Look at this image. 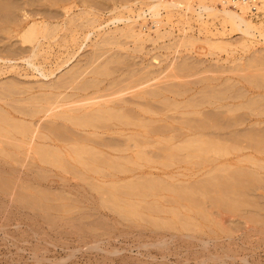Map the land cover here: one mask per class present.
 <instances>
[{
    "label": "rangeland",
    "instance_id": "374dc122",
    "mask_svg": "<svg viewBox=\"0 0 264 264\" xmlns=\"http://www.w3.org/2000/svg\"><path fill=\"white\" fill-rule=\"evenodd\" d=\"M82 1L83 0H58V1L55 0L54 2H52L54 5L51 6L52 7L51 10H53L54 13L58 11L59 14H63L66 11H69V16L75 19L77 18L76 21L79 24L86 22L87 15L96 16L97 14L100 17V19H102L101 23L103 21V26L100 27V29L97 32H94V34L90 36V40L86 41L87 43L86 42L83 43L82 48L80 49V51H78V54L66 66H64L58 72L56 71L51 76H48V77L41 76L38 72H36L34 69L29 67L25 63L17 61L16 63L18 64L16 66H18V68L20 67L21 70H17V71L14 70L11 72H7L6 74L0 75V91H1L0 95H2L3 94L2 92L5 91L6 87L4 88L3 86L7 85V83H10V82H11L10 85L18 86L19 88L20 87L21 88L26 87L28 89L32 88V92L36 91L43 84L44 85L45 84L52 85L54 83L57 84L63 76L65 77L68 76V73L72 70V68L74 69L75 66L77 67V68L75 67L76 68L75 70H78V68L80 69L83 66H84L83 70L86 69L89 61L90 62L92 61L89 59H92L95 53H98V54L105 53L104 51L97 50L98 48L96 47V45L100 43L98 36L101 33L102 38H104V36H107L106 33H108V35H111L115 33L116 28L118 27L123 28L125 26V23L123 21L119 23H113L111 21L109 22L110 17H113V16L115 17L120 11L123 10V8L120 7V4H123V1L118 0L119 2H116L120 9L118 8L115 10H114L115 2H113V0H84L83 2ZM96 1L98 2V4ZM148 1H155V0H141V1L139 0V3L148 2ZM63 2L65 3V5ZM15 3L17 4V3H22V2L15 1ZM99 3H101L100 6H99ZM236 3H237V0H179L176 8H172L170 10L162 9L161 11L163 18H165L164 24L166 25V26L165 25L163 26L164 28H161V31L163 33H171V34L174 33L172 34V36H170L171 34L166 35L164 39L157 38L158 36L154 32L157 27L152 22L149 16L148 25L150 28H152L150 36H153L150 39L153 38L152 41H155V40L156 41L158 40V41L157 42L155 41L156 42L155 44H152V42L147 43L145 45V49L146 47L147 49L140 52L141 53L140 54L139 52L134 53L137 45L134 44L131 40H127L126 42L125 38L121 39L122 42L125 41L127 49L123 50L122 48L121 51L119 49H115L114 51L119 52V53L121 52L122 55H125L124 56L125 60L127 61L130 60V61L124 62L125 64L120 65L119 67L126 68L128 66L126 68L128 69L130 66L128 65V63L129 64L131 63L132 65L130 66L131 69H133L132 67H137V66H138L137 67L138 69L139 68L142 69L145 66H150L152 63L154 64V68H155L156 65H159V62L152 59V56H154L155 54V56L163 55L164 57L162 56L161 60L163 59L164 61H162V64L159 67H156L157 69L153 68L152 70L154 71L161 69L162 66L163 68L167 67V69H169L170 68L169 66L171 65V63H175V62L182 63V60L184 59L188 60L186 61L188 63L193 62L192 64H195L194 66H196L197 68H200L199 70L201 71H203V69L206 70L207 68L209 69L218 68V66L219 68H221L220 65H222V67L224 66V69L226 67L231 68L229 67V66H232L231 62L223 61V59H225L228 55L227 53L225 54V52L223 53V51L216 50L215 51L216 55L209 54L211 56H208V55L204 56L200 54L201 56L198 57L197 55L199 53H197L195 49L193 50L191 47L189 48L187 44H185L187 48L183 47L184 45L183 43L185 42L183 39H185L186 37H190V36L200 37L199 29L202 27L199 25L198 22L197 24L195 22L193 23V26H195L196 30L194 29L192 32L184 31V27H181L183 25L178 23V19H177L178 16L176 17V19L174 18L170 20L172 22L171 23L168 21L167 15L171 11H173V14L175 15L178 14L177 12L185 13L184 8H183L184 5L192 6L197 10V14L196 13L189 14L188 12L189 16H192V14L196 16H198V14H203L204 16L203 19L205 18L203 21L208 22V25L210 24L209 25L210 27L207 26L209 27L208 29L211 31H214L216 29L223 28L222 24L224 23L222 19L219 17H216V18L210 17V16L208 17V15L204 14V13H207V11H205L204 9L198 8V7L199 6H203V7L209 6V7L216 9L219 12H222L224 9H227L230 11H237L240 13L241 9L239 6H236ZM140 5L141 3L138 5V7H141ZM43 6H44L43 4L40 5L36 3L34 8L41 7V9L43 8V10L49 9L48 7H43ZM68 6L72 7V9L71 8L69 9ZM180 10H183V11H180ZM82 17L83 18L85 17V18L83 19ZM245 17L249 19L257 27L264 28V0H250V6L246 11ZM127 23L128 22H126V24ZM226 26L228 29H231L229 24H227ZM1 27H0V31L2 33H0V38H1L0 39V50L11 44L20 45L18 43L20 39L14 38L13 40L9 41L6 31H4L5 30L4 27L3 26ZM4 34H6V36H4ZM204 34L205 33L201 34V37H202V38L200 37L201 39L205 38L206 35ZM255 34L257 36L260 35L257 32H255ZM118 36H121V35H118ZM242 36H243L242 34L234 33V34L229 35L227 38L225 37L226 41H229L228 43L235 45L231 49L235 51L234 55H236V57L237 56L240 57L241 54H243L244 56L246 55L245 57H249L254 52L256 53V51L261 52L262 50H264V46L260 45L256 47L254 46V48L250 49L249 52L244 53L243 52L244 49H241L242 46H243L242 48H244V45H242V43L240 42L242 45L240 46V43H239V41L241 40L240 37ZM232 38L234 39V41ZM96 41H99V42L97 43ZM164 43L167 44L166 46L169 45L170 47H167L164 49L163 48L165 45ZM170 43L171 44L173 43V44L171 45ZM176 43H178L177 46H176ZM180 44H183V45L179 48ZM131 47H132V50L130 49ZM133 48H134V51H133ZM203 50L204 48L202 47L201 51ZM178 51L180 53H178ZM92 54L93 56H91ZM126 54L128 57L126 56ZM88 56L91 58L88 59ZM261 58L262 57H260V59ZM218 59H220V61H218ZM103 60H105L104 57L98 60V62H96L93 65V67L90 68L88 71L90 72V70H93V68L96 67V65L102 62ZM149 60H152V61H149ZM261 60L262 62H264L263 59ZM61 62L62 60L58 59L55 61L53 60V62L51 63H53L54 64L53 67H55V64H59ZM133 62H136V64L134 63V66H133ZM199 63L201 64V66H199L200 65ZM206 64L208 67L206 66ZM215 64L217 65L216 67H215ZM237 64L236 63L233 64V67H235ZM252 64H254V62ZM51 66L46 67L47 68L45 69L46 73L48 74L53 73V71H51L53 67ZM111 66L115 68L117 65L111 64L109 65V68H111ZM0 67L8 68V65L4 63L2 64L0 62ZM125 72L126 73L124 74H127V75L122 74V76L120 75L118 76L117 74V76L115 78H111L110 81H108L106 85H110V83H112L114 80L117 82L121 80L122 82V79H125V78L127 79L129 75L128 73L129 71L126 70ZM167 72L169 71H166L165 74H167ZM253 72L256 74H260V76H261V73H263V72L260 73V72H255V71H248V73L246 72L245 74L247 76L248 74L249 76H251V74L252 76L256 75V74H253ZM239 73L241 72H237L238 75L242 74V73L241 74ZM237 74L232 73L230 74V76L231 78L232 77L235 78ZM204 75L205 77L208 75L207 77L210 78L211 75L215 76L216 74H211V75L204 74ZM204 75L202 74V76L199 75L197 77L195 76L193 78L184 79L185 81L182 80L181 83H186L187 81L189 84L192 83L194 86H196L197 89H199V87L203 89L202 88L203 85H206L204 83L202 85V82H201V79L202 80L204 79L203 77ZM224 76L230 77L229 75L228 76L224 75ZM85 77L88 79L91 76L88 73L85 75ZM207 77L205 79H208ZM240 77L241 76H236L235 78L237 79L236 81H238ZM116 78L118 80H116ZM164 78L166 79V75L164 76ZM194 79L197 80V81L195 80L197 82L196 85L194 84L195 82L193 83ZM163 81L161 82V84L163 83L161 85L162 87H164L163 85L170 86V85H173L172 83H174V81H167V80H163ZM20 82L21 84H19ZM198 82L201 85L200 84L198 85ZM3 83H6V84L3 85ZM159 85L160 84H158V82L154 83L153 87H151V90L158 89ZM239 86L241 87L242 85L240 84L238 85V87ZM193 89H195V87H193ZM197 89L194 90V92L199 91V90L202 92L201 89L199 90ZM222 89L224 88L222 87ZM70 90L68 92L72 93V91ZM194 92H192L194 99L196 98L198 102L202 101V97L204 96H197L198 93L196 92L197 94H194ZM254 92L255 93L252 92L253 94H250V95L257 96L258 92L257 91H254ZM261 92L262 90L259 93ZM192 94H189V96L190 95L192 96ZM199 94L203 95L201 93ZM172 96L173 95H171V97ZM18 98L19 97H16L15 99H18ZM21 98L22 97H20V99ZM126 98L127 99L129 98L128 100H130L133 97L128 95L126 96ZM249 98H251V96ZM178 100H181V98H178ZM182 101L183 100H181V102ZM263 101L264 100H260L259 108L261 107V103H264ZM144 102H143L144 107L154 109L155 111L161 112L164 114L165 121L159 122V124L153 123L154 125L151 124V126L153 125L152 128H154L155 131L157 130V132L162 133V137H161L163 139L162 141H164V143L167 141V143H165V146H163V144L161 145L154 144L152 147H148L145 149L147 153L146 158H148L151 166L146 167L144 169L141 168L142 173L140 172V170H138V168H136L135 171H131L128 174L120 175L121 179L118 180V183L120 184L123 180L124 181L121 183V185L119 184L116 185V186L119 185L118 190L119 188L121 190V192L119 193H121L122 195L124 194L125 191L122 190L124 189L123 186H125L126 185L125 183H128L129 180L130 182L131 180L132 181L135 180L134 182H138V184L144 183L145 185L146 183L149 184L148 181L150 180L154 182L160 181V182H165L166 185L170 189L171 188L173 190L174 189L175 190L186 189V190H190L196 193L198 192V190H200L201 186L204 185V183L208 184L209 181L213 179L222 180L223 182L228 181L233 184L232 185L233 192L229 193L228 198L229 199L231 198L230 201L239 200L240 203L238 201L239 203L237 206L238 208L231 209L226 204L221 205L219 203H216L218 201L216 198H219L218 193L216 194L214 193L215 195L211 193L212 194L211 196L202 198L201 204H200L201 207H198L200 205L196 206L195 203L192 204L190 202L179 200L178 196L172 195V193L170 195L169 191H168L169 194L167 191H165L167 193H165L164 191H161L159 193V196H156L154 198L150 197L147 200H143L141 202L137 196H131L128 199L123 198L120 202V205L122 207L126 208L132 204H137L136 206L137 210L139 211L140 214H142V216H140L139 218L128 216V215L125 216L124 214L123 216L122 214H119L118 212L113 210L107 204L110 195H108L109 197L107 196L108 192L106 193V190L108 188L104 186V184H106L107 182H108L107 184H109V180H108V178L110 179L109 175L113 174L112 171L115 172L116 170H113L106 166L108 169L106 168L105 170L106 172L103 173L104 176L102 174V175H98L99 176L98 177L94 173L90 172L89 171L90 169H87V167L78 166L76 162H74L71 156L63 155L62 152H61L62 160L69 162L67 163V165L65 162L64 168L63 167L58 168V166L55 167V165H51V164H48V166H46L47 163L46 164L44 163L45 161L42 159L41 157L42 155L38 151L43 148L44 149L49 148L48 146H50L51 149L53 148L56 149L55 148L56 146L52 148V146L54 145L51 144L50 140L47 139L48 140L47 141L43 137L45 136V133L47 132V130L45 129H49V130L52 128L56 129L55 127H52V126L57 125V124H59L60 126L57 125L56 127L59 126L60 129L63 131L62 132L61 130H59L57 131V133L67 135V136L64 135L63 137L64 138L66 137L65 139H67L68 137L70 142H67L65 144H67L66 146L70 150L75 147L76 148L83 147L80 145H84V144H86L87 147H89V149L92 150L93 140L95 139V137H93L94 139H92V136L90 137L89 134L86 133L85 138L90 140V143H89L84 138L85 132L84 133L81 132V134L83 135L82 136L80 135V131L78 132L77 130H75L76 133H74L72 132L74 131V129L67 128L69 125L68 126H66L65 124L63 125V123H61L60 121L58 123L53 124L51 123L52 121L50 119H47V120L44 119L38 122L35 126L33 125L36 131L34 135V139L30 141L24 140L26 144L25 143L20 144L22 143L21 141H23L22 136H18L17 137L18 139L13 140L17 148L15 147L14 143H13L14 145H12V141L10 143V140L1 141L2 146L0 145V148L2 149L0 150V264H264V236H263L264 235V138H262L264 137V124H263L264 123V114H263L264 112L261 113V115L262 114L263 115L262 116L260 115L261 116L260 118L259 113L261 111L259 112V110L261 109L259 110L257 109L258 111L253 110L254 114L257 115V113L258 112L259 113L257 116L253 115L252 117L250 114H253V112L250 113L249 110H245V111L242 110L240 112H237L234 115L226 114V112L219 113L220 115H218V111L221 112V111H226V110L218 109V111L216 110L213 112L212 108H206L204 109L205 113L203 112V114L201 115L202 117L193 116L194 118H192L191 116L190 117L183 116L182 114H181L182 117H180V115L178 114L179 112L176 113V111L174 112L167 111L165 108V105H164V108H165L164 109L162 108L163 104L162 103L159 104L160 102H157L158 105H156L155 101L153 105L152 100L151 101L145 100ZM2 103L3 102H0V105H1L0 108L3 110L9 109L10 104L14 105L13 103H10V102L3 103V104ZM20 104L15 103V105H18L19 107L23 105L25 106V104L23 103H22L23 105H20ZM15 105L14 107H16ZM160 105H162V107H160ZM159 107H160V110L158 109ZM262 107L264 108L263 104H262ZM161 108L164 109V111ZM263 108H262V111H263ZM207 112H209L208 114L212 115V116L211 115H208V116H211L214 118L217 116H220V119H218L219 118L218 117L217 120L213 121L214 123L215 122H218V123L214 124L213 122H211L209 120V118L211 117L206 116ZM178 116L183 119L182 120L180 119V121L177 120L178 122L174 121L173 119H175V117L178 118ZM239 116L242 118H240ZM250 116L251 118H248ZM185 117L190 118V120L192 118V121L193 119H195L196 121L198 119L199 122L203 120L205 121L207 119L206 121L211 122V125L213 124L214 126L219 125L218 128L220 127L221 128L220 130H218L217 128L215 130L212 129L211 131L213 132L210 131L211 133H213L214 136L213 135L212 136L214 139L212 138V136H210V134L208 136H205L206 138L204 139L210 140L212 138L211 140L214 141V143H217L219 145L225 142L222 145H225V146L229 145V146L234 147L235 149L231 147L232 152H230V155H227L225 157L223 156V158L222 157L217 158L218 160L214 157H211V159L208 158L207 163L203 167H199V165H197L194 168L189 166L187 161L190 162V160L186 159L185 154L180 155V157L178 155L177 158H175L176 156L173 157L172 160L175 159V162L176 163L178 162L177 163L178 165H175V166L173 165L172 167H169V168L162 167L161 163H166L169 160H171L169 159V157H167L169 160H166V156L169 155L167 154V152L169 151L168 150L169 147L176 143L175 139L173 141L169 140L170 136H172L174 133L181 135L183 134L181 131L186 132L188 128H186L183 125V123L187 124V127L191 124H192L191 126L193 125L195 126V124L196 125L198 124L197 123L198 121L196 123L194 122L195 120L193 122L191 121L192 123L189 124L190 121L187 122L188 119H185ZM259 118H260V121H262L261 123L258 122ZM244 119H247V121ZM181 121H182V124H181L182 126L179 125V122ZM238 122H240L239 125L237 124ZM225 123L227 124V127L229 126V128L226 127ZM49 124L51 125L52 128L50 127ZM248 126L252 128H249ZM159 129L161 131H159ZM174 129L175 130L178 129V130L175 131ZM251 131L253 132L251 133ZM77 132L79 133V137H78ZM257 132H260V133L258 134ZM40 133L42 134L39 135ZM73 133L77 134V136L75 135V137H78V139L73 137L74 135ZM236 133L238 135H240L241 133V135L244 138L243 137L241 138V136L239 137ZM61 134L60 136H62ZM259 135L261 136L262 139H260ZM35 136L36 137L39 136V137L36 138ZM80 136H82L85 140V141L83 140V144L81 142L79 143V146L78 145L73 146L75 144L73 143V139L74 140L76 139L75 142L76 141L78 142L79 140L82 139ZM216 136H218L217 137L218 139L216 138ZM254 136L258 140H255L256 138ZM111 137L110 136L99 137L100 140L99 138H96V141H98V144H96L97 142L94 140L95 145L93 149L98 148L97 149L98 151L96 150L94 151H96L97 153H99L100 150L101 152L104 151L100 155L102 159L103 157L104 159L107 158L106 155H108V152L110 150V148H107L105 150L107 143L108 144L114 143L117 146H120L123 144V149L126 148L127 146V151L130 145H135L134 141L132 142L130 141L131 143H128L129 141H127L126 139L125 141L124 139L120 140L118 136H113L112 138L115 139V137H117L118 139H115V140L117 141L120 140L122 144L115 140L113 142V141H110V139L112 140ZM225 137H227L228 139H226ZM247 137L250 139H248ZM39 138H40V141H39ZM41 138L44 139V142H43V139L41 140ZM104 138H105L106 146H104L103 148V146H100V144L101 143L103 144ZM19 139H21V141ZM102 139H103V142H102ZM246 139L248 140L249 143L246 142L247 141ZM220 140L221 142L219 143ZM259 140L261 141L259 144H261L262 146H260L258 143H255V141L259 142ZM100 141L101 143H99ZM232 141H235V142H232ZM28 142L30 144H27ZM45 144H46V147H44ZM18 145L21 146V149L19 147L20 151L18 149ZM69 145H72V146L70 147ZM86 145H84L85 148H87ZM249 145L251 147H254L253 149H256V150H253L252 148H250ZM257 145L259 146L258 148L256 147ZM248 146L250 149L248 148ZM161 147H163V149L165 147V149L163 150ZM56 150L61 151L59 148ZM5 152L7 153V155L5 154L4 156ZM65 152H68V151L65 150ZM124 153H116V154L109 153V154H112V157L111 155H108L107 160L109 161L111 158H114V156H116L114 159L110 160V162H113V160L115 161V159L117 158L119 159L118 161H121V156L127 157L131 152H126L125 154ZM99 154H97L98 158H99ZM86 156L87 158H89L88 155ZM163 156L165 157L163 158ZM181 156H184L185 160H183L184 158ZM178 157L179 159L183 158L181 159L182 163H180L181 162L180 160L176 161ZM213 158L216 160V162H214L215 160H212ZM123 161L124 160H122V162ZM152 161H154V165ZM155 163L157 166L155 165ZM158 163H159V166H158ZM69 164L72 165L75 169H73L72 171L70 168L68 169L69 171L67 173L65 168L67 167L69 168L70 166ZM107 170H108V173L110 174L107 173ZM239 170H241V173ZM244 171L246 173L252 172L253 174L250 175L249 173L248 175ZM256 171L259 173H257ZM243 172L246 175H244ZM101 176H102V180L99 179L101 178ZM102 183L104 184L102 185ZM94 184H96L95 187H94ZM138 184L135 183V185H138ZM120 186L122 187V189ZM96 187L98 189H96ZM205 187L207 188V185ZM103 188L104 189L106 188V190H104ZM209 189L210 188H208V190ZM238 189L241 191V193ZM136 191H139V190H136ZM210 191L212 190L210 189L209 192ZM103 192L104 194H106V198L108 199L104 198L105 195L103 194ZM214 197L217 201L214 199ZM208 199H210L211 201ZM153 205L157 207L159 206L158 208L161 207V209L158 210V212L163 210L165 213L162 211V213L160 212L157 215L152 214L155 212H149V211H152V210H149V208L151 206L153 207ZM166 209L168 213L166 212ZM172 212L175 214V216L172 215L173 214ZM201 212H203L202 214L203 216L201 215ZM181 214L183 215L180 216ZM177 216L178 218H176ZM204 216H206L207 218V219L205 218L206 222H204L205 221L203 219ZM183 218H186L187 221L192 222V223L189 224L188 222V224L186 225L187 221L182 220ZM184 221H186V223ZM71 222H73L74 224L76 223L77 225L75 224V226H79V227L73 228L74 224ZM160 222H162L163 225ZM191 226L192 228H190Z\"/></svg>",
    "mask_w": 264,
    "mask_h": 264
},
{
    "label": "bare ground",
    "instance_id": "6f19581e",
    "mask_svg": "<svg viewBox=\"0 0 264 264\" xmlns=\"http://www.w3.org/2000/svg\"><path fill=\"white\" fill-rule=\"evenodd\" d=\"M15 1H17V2L19 1L22 3L16 4ZM54 1L55 0H53V1L52 0H0V25L2 24L1 26L4 27L5 30L4 29L3 30L6 31V34H7L9 41L13 40L14 38L20 39L18 41V43L20 45L11 44V45H8L7 47L0 50V62L2 64L4 63V64L8 65V68L0 67V75L6 74L7 72H11L14 70L15 71L21 70L20 67L18 68V66H16L18 64L16 62L19 61V62L25 63L26 65H28L29 67L34 69L41 76H45V77L51 76L56 71L58 72L64 66H66L78 54V51H80V49L82 48L83 43L90 40V36L92 34H94V32H97L100 29V27L103 26V21L101 23L102 19H100V17L96 13H95L96 16L95 15L94 16L93 15H87V17L85 16L86 22H83L80 24L76 21L77 18L75 19V18H72L69 16V11H66L63 14H59L58 11L54 13L53 10H51L52 9L51 6L54 5L52 2H54ZM56 1H58V0H56ZM119 1L113 0V2H115L114 10L119 8L118 4L116 3ZM122 1H123V4H120V7H122L123 10L120 11L115 17L114 16L110 17L109 22L111 21L113 23H119V22L123 21L125 23V26L123 28H119V27L116 28L115 33H113L111 35H108V33H106L107 36H104V38H102L101 33L99 34L98 37H99L100 43L97 44L99 46L96 45V47L98 48L97 49L98 51H104L105 53H101V54L95 53L94 56H93V54H94L93 53L91 55V56H93L92 59H89L91 57L88 56V59L92 60L93 62L91 61L92 62L91 63L89 61L86 69L83 70V67H84L83 66L80 69L78 68V70H75L77 68L75 66L76 68L75 67H74V69L72 68V70L68 73V76H66V77L63 76L57 84L56 83H54L52 85L51 84H45V85L43 84L36 91H33V92H32V88L31 89L30 88L28 89L26 87H24V88L20 87L19 88L18 86L10 85L11 82L7 83V85L3 86L4 88L5 87L6 88H5V91L2 92L3 94L0 95V102H3V103L10 102V103H13L14 105H15V103H17V104L21 103L20 105L25 104V106L23 105V106L19 107L18 105H15L16 107H14V105L9 103L10 104V107L8 105L9 109L3 110L0 108V145L2 143L1 142L2 140H4V141L10 140V143L12 141V145H14L15 143L13 140L18 139L17 138L18 136H22V139H23V141H21V139H19L22 142L20 144L25 143L24 140H29V141L33 140L34 135L36 133L34 126L38 122H40L44 119H46V120L50 119L52 121L51 123H53V124L58 123L60 121L61 123H63V125L64 124L66 126L69 125L67 128L74 129V131H72V132L76 133L75 130H77L78 132L80 131V135H82L81 132L82 133L85 132L84 138L86 136V133H88L90 137L92 136V139H94L93 137H95V139H94L95 141H96V138H99V137L118 136V138H120V140L124 139V141H125V139H126L127 141H129L128 143H131L132 141H134L135 145H130V147H128V151H127V146H126V148H124L126 150H124L123 144L120 142V140L119 141L115 140V139H118L117 137H115V139H113L111 137L112 140L110 139V141L114 142V140H115L117 142H120L122 144L120 146H117L114 143L113 144L107 143V146H108L107 147L106 143H105V138H104V142L102 139V142L104 145L101 143V141L99 143H101L100 146H103V148H104V146H106L105 150L107 148H110L108 155H111V157H112V154L131 152L127 157L126 156L123 157L120 154L121 161H118L119 159L117 158V159H115V161L113 160V162H110V160L114 159L116 156L113 155L114 158H111L108 161L107 160L108 155H106V154L105 155L107 156V158L104 159V157H103V159H102L100 157V155L104 151L101 152V150H100L99 151L100 154H99L96 152V151H98L97 150L98 148L93 149V147L95 145L94 140H93L92 150H90L86 144H84V145H86L87 148H85L84 145H80L83 147H78V148L75 147V148H72L71 150L68 149L66 146L67 144H65L67 142H70L68 137H67V139H68L67 140V139H65L66 137L65 138L63 137L65 134L63 135L61 133H57V131L61 130L59 127L60 126L59 124H57V125H59L58 127H56L57 125L52 126V127H55L56 129L52 128L51 125L49 124L52 129H50V130L45 129V130H47V132L45 133V136L43 138H45L46 140L47 139L50 140L51 144L54 145V146H52V148L56 146L55 148L56 149L59 148L61 151L56 150L54 148L51 149L50 146H48L49 148H46V149L43 148L40 150H38V149H36V150H38L39 153L42 155L41 157L45 161L44 163L45 164L47 163L46 166H48V164H51V165H55V167L58 166V168L59 167L64 168L66 161H63L61 158L62 153H63V155L71 156L72 159L74 160V162H76V164L78 166L87 167V169H90L89 171L94 173L96 176L102 175L104 172H106L105 170L107 167H109L113 170H116L115 171L116 173L114 171H112L113 174L109 175V177H110V179L108 178L109 184H107L108 182L106 184L102 183V185L104 184V186H106L108 188L107 189L108 191L106 190V188L105 189L103 188L104 190H106V193L108 192L107 196L110 195V197L108 196L109 199L106 198V194H104V192H105L104 191L103 194L105 195V197H104V195H103V197L108 199V202L106 200L105 201L113 210H115L119 214H122V215L124 214L125 216L128 215V216L139 218L140 216H142V214H140L139 211L137 210V207H136L137 204H132L126 208L122 207L120 205V202L123 198L128 199L131 196H137L141 202L143 200H147L150 197L154 198L156 196H159V193L161 191H164V192L169 191L170 195L172 193V195L178 196L179 200L190 202L192 204L195 203L196 206L201 204L202 198L211 196L214 193L215 194L218 193L219 198H216L218 201L215 199V197L217 195L214 197V199L217 201L216 203H219L221 205L226 204L231 209L232 208L237 209L238 208L237 206L240 203V201L238 200L239 201V203H238V201L234 200V201H236V202H234L232 200L233 201L232 202V201H230L231 198L230 199L228 198L229 193L233 192L232 191V189H233L232 185L233 184L231 182H228V181L223 182L222 180H214L213 179V180L209 181V183L207 182L208 184L204 183L205 186L207 185V188L204 185H202L200 190H198L197 193L192 192L190 190H186V189H180L181 191L174 189L176 192L179 191L176 193L172 188L170 189L166 185L165 182H160V181L154 182V181L150 180L151 182L148 181L149 184L146 183V185H145L144 183L138 184V182H134L135 180H133V181L131 180V182H132L131 183L129 180L128 183H125L126 185L123 183L125 185V186H123L124 189H122V187L120 186L121 189L125 191L124 194L122 195L121 193H119V192H121V190H120V188L118 190V187H119V185H121V183L124 180L123 181L121 180L122 182L120 184L118 183V180L121 179V177H120L121 174H128L131 171H135L136 168H138V170H140V172H141V170H142L141 168L144 169L146 167L151 166L148 158H146L147 153H146L145 149L148 147H152L154 144H160V145L163 144V146H165V143H167V141L165 143H164V141H162L163 140L161 138L162 133L157 132V130L155 131V129L152 128L155 123L159 124V122L165 121L164 114L161 112H157L154 109L144 107V103H145L144 101L145 100H147V101L152 100L153 105H154V101L156 102V105H158L157 102H160L159 104H161V103L163 104V107H162V105H160V107L164 108V105H165V108L167 111H171V112L176 111V113L179 112L178 114L180 115V117H182L181 114L183 116H188V117L191 116L192 118H194L193 116L199 117L203 114V112L205 113L204 109H206V108H212L213 112L216 110L218 111V109L219 110L220 109L226 110V111H221V112L218 111V115H220L219 113H222V112H226V114H229V115H234L237 112H240L242 110H244V111L249 110L250 113H252L253 110H257V109L258 110L261 109V110H259V112L260 111L261 112L260 113L258 112L260 118L264 114L263 113L261 115V113L264 112V108L262 107V104L264 105V103H261V107L263 108V111H262L261 107L259 108L260 100H264V93H262V92H264L263 91L264 90V62H262V60H261V59H263V61H264V56H263L264 50H262L261 52L256 51V53L254 52L249 57H245L246 55L244 56L243 54H241L242 56L240 55V57H238V56L236 57V55H234L235 51L231 49L235 45L228 43L229 41H226V38L229 35L234 34V33H239V34L243 35L242 37H240L241 40L239 41V43L241 42L242 45H244V48H242L243 46L240 43V46H242L241 49H244L243 50L244 53L249 52L250 49L254 48V46L255 47L260 46V45L264 46V28L263 27H257L249 19H247L245 17L246 11L250 6V0H237L236 6L240 7V9H241L240 13L237 11H230L227 9H224L222 12H219L216 9L209 7V6L208 7L199 6L198 8H201V9H204L205 11H207V13H204V14L208 15V17L209 16L215 17V18L219 17L222 19V21L224 23V24H222L223 28L216 29L214 31H211L208 29L210 27L209 26L210 24L208 25V22L203 21L205 19V18L203 19V17H204L203 14H198V16L194 15L195 13L197 14V10L192 6H189L188 4H187L188 6L184 5V7H183L185 13L177 12L178 14L175 15V14H173V11H171L167 15V19L169 22H171L170 20H172L174 18L176 19V17L178 16V18H177L178 23L183 25L181 27H184V31H187V32L188 31L192 32L195 29V26H193V23L196 22V24H197V22H198L199 25L202 27V28L199 27L200 28L199 29L200 37H201V34H203V33H205L204 35H206L204 39H201L202 37L200 38V37H194V36L186 37L185 39H183L185 41L183 43L184 45L180 44L179 48L182 45L185 48H187V46L189 48L191 47L193 50L195 49V51L197 53H199L197 55L198 57L201 55H204V56L205 55L206 56L207 55L208 56L216 55V52H215L216 50L217 51L218 50L223 51V53L225 52V54L226 53L228 54L225 59H223V58H221V59H223V61H225V62H231L232 66H229L231 68L226 67L228 69H226V68L224 69V66L222 67V65L219 64L221 66V68H219V66H218V68H210V69L207 68L206 70L203 69V71L199 70L200 68H197L196 66H194L195 64H192L193 62L192 63L186 62V61H188L186 59L182 60V63L181 62L180 63H177V62L171 63V65L169 66L170 67L169 69H167V67L163 68V66H162L161 69H158L155 71L152 70L154 68V64H152V63L150 65V66L153 65L152 67L145 66L142 69H140V68L138 69L137 68L138 66L132 67L133 69H131L130 68V66H132L131 63L130 64L128 63V65H130L128 69H126L128 66L126 68L125 67L124 68L119 67L120 65L125 64L124 62L130 61V60H128V61L125 60V57H124L125 55H122L121 52L119 53V52L114 51L115 49H119L120 51L122 50V48H123V50L127 49L125 41L122 42L121 39L125 38L126 42H127V40H131L134 44L137 45V47L135 46L136 48L134 47L135 51L133 48L134 53L135 52L140 53L143 50H146L147 47L145 49V45L149 42H152V44H155L158 40L157 41L155 40L156 41L155 42V41H152L153 38L150 39L153 36H150L152 28H150L148 25L149 24L148 23V17L149 16H150L152 22L157 27L154 32L157 34L158 39H164V37H166V35H168V34L170 35L171 33H163L161 31V28H164L163 26L165 25L164 24L165 18H163L161 11H162V9L170 10L172 8H176L179 0H155V1H148V2H140L141 7H138V5L140 4L139 0H122ZM36 3H38L40 5L43 4L44 5L43 7H48L49 9L43 10V8L41 9V7H38L40 9L34 8ZM97 4H98V2H97ZM100 4L101 3H99V6H100ZM64 5H65V3H64ZM103 6H105V5H103ZM135 7H137V8H135ZM70 8L72 9V7H69V9ZM44 11H45V13H44ZM180 11H183V10H180ZM188 12H189V14L190 13H194V14H192V16H189ZM126 22H128V23L126 24ZM227 24L230 25L231 29L227 28V26H226ZM207 26H209V27H207ZM185 27H187V28H185ZM255 32L259 33L260 35L257 36L255 34ZM0 33H2V32L0 31ZM6 34H4V36H6ZM172 34H174V33H172ZM172 34L170 36H172ZM118 35H121V36H118ZM179 40H180V38H179ZM99 41H96V42L98 43ZM233 41H234V39H233ZM130 42H128V43H130ZM175 42H177V41H175ZM177 44L178 43H176V46H177ZM185 44H187V46H185ZM166 45L167 44L164 45V47H163L164 49L167 47H170L169 45L168 46H166ZM236 46H237V44H236ZM132 47L130 48L131 50H132ZM202 47L204 48L203 51H201ZM130 49H128V50H130ZM133 51H132V53H133ZM165 52H166V50H165ZM176 52H177V50H176ZM178 53H180V52L178 51ZM209 54H211V55H209ZM144 55H146V54H144ZM126 56H127V54H126ZM162 56H155V54H154V56H152L153 60L159 62V65H156L154 69H157L156 67H159L162 64V61H164L163 59L161 60ZM103 57L105 58V60H103L102 62L97 64L96 67H94L93 70H90V72H89L88 70L90 68H92L93 65ZM219 57H221V56H219ZM231 57H233V58H231ZM260 57H262V58L260 59ZM132 58H133V56H132ZM58 59L62 60V62L59 64H55V67H53L54 64L51 62H53V60L55 61ZM149 61H152V60H149ZM218 61H220V59H218ZM238 61H240L241 64ZM144 62H145V60H144ZM237 62H238V64H237ZM253 62H254V64H252ZM80 63H82V62H80ZM134 63L136 64V62H133V66H134ZM197 63H198V61H197ZM222 63H224V62H222ZM235 63L237 65L235 67H233V64H235ZM255 63L257 66L255 65ZM51 64H52V66H51ZM111 64L112 65L116 64L117 66L115 68H113L112 66H111V68H109V65H111ZM145 64H146V62H145ZM175 64L177 67L175 66ZM202 64H203V62H202ZM126 65H127V63H126ZM48 66L53 67V69L51 70V71H53V73H49V74L46 73L45 69H47L46 67H48ZM199 66H201V64ZM206 66H207V64H206ZM216 66L217 65L215 64V67ZM126 70L129 71L128 72L129 75H128L127 79L125 78L126 77L125 76L124 77L125 79H122V82H121V80L118 82L114 80L112 83H110V85H106L108 83V81H110L111 78H115L117 76V74H118V76L119 75L122 76V74L126 73L125 72ZM166 71H169V72H167V74H165ZM248 71H255V72H260V73L263 72V73H261V76H260V74H256L253 72V74H256V75L252 76V74L250 73L251 76H249V74L247 76L245 73L246 72L248 73ZM237 72H241L243 75L241 73H239L241 75H238ZM88 73L91 77L87 79L85 77V75ZM232 73H236L237 74L236 76H241L238 79V81H236L237 79H235L236 78L235 75H233V76H235V78L232 77L235 81L231 78L230 74H232ZM164 74L166 75V79L164 78V76H165ZM202 74L203 75L204 74H210V75L216 74L215 76L211 75L210 78H208L207 77L208 75H207L206 77L208 79H205L206 78L205 75L203 76L204 77L203 80L200 78L202 85H203V83L206 84V85H203V87H202L203 89H201V87L198 86L199 89L202 90V92L199 89H197L196 86H194L191 83L192 81L190 82L192 85L189 84L187 81H186V83H181L182 80H184V79L193 78L195 76L197 77L199 75L202 76ZM124 75H127V74H124ZM224 75H227V76L229 75L230 77H226ZM257 75H259V76H257ZM200 79H198V80H200ZM116 80H118V79L116 78ZM163 80L174 81V83L170 82L173 85H170V86L163 85L164 87H162L161 85L163 83L161 84V82ZM195 80L196 79H194L193 83L195 82L194 84L196 85L197 80L196 81ZM167 81H166V83H167ZM157 82H158V84H160L159 88L157 86L158 89L151 90V87H153L154 83H157ZM4 84H6V83H3V85ZM19 84H21V82ZM199 84L200 83L198 82V85ZM240 84L242 86L238 87V85H240ZM193 87H195V89H193ZM222 87L224 89H222ZM148 88H150V89H148ZM219 88H220V90H219ZM196 89L199 90V91H196L198 94L196 92H194V90H196ZM69 90L72 91V93H69L68 92ZM261 90H262V92H261L262 94L259 93ZM254 91H257L259 94L256 92L257 96L250 95V94L255 93ZM192 92H194V94H197V96H204V97H202V101L198 102V100L196 98L194 99ZM199 93H201L203 95H200ZM189 94H192L193 97L191 95L189 96ZM128 95H130L133 98L128 100L129 98L128 99L126 98V96H128ZM171 95H173V96L171 97ZM249 95L251 96V98H249L250 97ZM16 97H19V98L15 99ZM20 97H22V98L20 99ZM178 98H181V100H183V101L181 102V100H178ZM6 106H7V104H6ZM160 107L158 108L159 110H160ZM158 109H156V110H158ZM164 109H162V110L164 111ZM208 113L209 112H207L206 116L211 115ZM258 113H257V115H258ZM216 114H217V112H216ZM216 114H215V116H216ZM244 115H245V113H244ZM250 115L253 117V115H256V114H254V112H253V114H250ZM211 116H208V117H211ZM241 116H243V115H241ZM251 116L248 118H251ZM180 117L179 116H178V118L175 117V119H173V120L174 121H177V120L180 121V119L181 120L183 119ZM192 118L190 120V118L185 117V119H188L187 122L190 121L189 124H191L195 120V119H193V121H192ZM217 118L220 119V116H217L215 118L211 117V118H209V120L211 122H213V121L217 120ZM240 118H242V117H240ZM244 118H245V116H244ZM260 118L258 120L259 123L262 122V121H260ZM204 119H206V118H204ZM247 119H244V120L247 121ZM206 120L205 121L203 120L200 122L198 119H197L198 122L195 120L194 122L195 123L197 122L198 124L196 125L195 123H193V124H195V126L193 125L194 127L191 126L192 124L187 127V124L183 123V125L188 129L186 130V132L181 131L183 133L181 135L173 132L174 134L172 136H170L169 140L173 141L175 139L176 143L169 147V149H168L169 151L167 152V154H169V155L166 156V160H169V159H171V160H169L168 162L165 161L166 163L160 162L162 167L169 168V167H172L173 165L174 166L178 165L177 164L178 162L176 163L175 159L174 160H172V159L174 156H176L175 158H177L178 155L180 157V155H182V154H185L186 159L190 160V162L187 160L186 161L188 162V165L193 167V168L196 167L197 165H199V167H203L207 163L208 158L211 159V157H214L217 159V158H221V157L223 158V156L225 157L227 155H230V152H232V148H234V147L229 146V145H228L229 147L222 145L225 142H223L221 145H219L217 143H214V141L211 140L214 136L213 133H211V132H213L211 130L212 129L215 130L218 128V126H219L218 124H217L218 126H214V124L218 123V122H215V123L213 122L214 124L212 123L213 125H211V122L206 121ZM229 120H231V119H229ZM234 123H235V121H234ZM239 123L240 122H238L237 124L239 125ZM151 124H153V125L151 126ZM181 124H182V121L179 122V125H181ZM63 125H61V126H63ZM225 125L227 127L226 123H225ZM232 125H233V123H232ZM234 126H236V125H234ZM182 128H184V127H182ZM186 128H184V129H186ZM227 128H229V126ZM232 128H234V127H232ZM249 128H252V127H249ZM160 129H161V127H160ZM160 129H159V131H161ZM220 129L221 128L219 127L218 130H220ZM176 130H178V129H176ZM180 130H179V132H180ZM256 131H257V129H256ZM163 132H164V130H163ZM243 132H245V131H243ZM252 132L253 131H251V133ZM257 133L259 134L260 132H257ZM41 134L42 133H40L39 135H41ZM60 134L62 136H60ZM209 134H210V136L213 135L212 138L209 136L211 138L210 140L204 139V138H206L205 136H208ZM249 134H250V132H249ZM261 134H263V133H261ZM75 135L77 136V134H74L73 137L78 139L79 133H78V137H75ZM65 136H67V135H65ZM82 136H80L82 138L81 140H79L78 142L76 141L77 143L75 142L76 139L75 140L73 139V143H75L73 146H76V145L79 146V143H81V142L83 144L84 138ZM238 136L239 137L241 136V138L243 137L241 135V133ZM37 137H39V136H37ZM61 137H63L64 139ZM217 137L218 136H216V138ZM231 137H232V135H231ZM259 137H260V139L264 138V137L261 138L260 135H259ZM43 138H41V140ZM225 138L228 139L227 137H225ZM248 139H250V138H248ZM19 140H18V142H19ZM85 140L90 143V140H88L86 138H85ZM99 140H100V138H99ZM255 140H258V139L256 138ZM39 141H40V138H39ZM43 142H44V139H43ZM91 142H92V140H91ZM96 142H97L96 144H98V141H96ZM216 142H218V141H216ZM220 142H221V140L219 141V143ZM232 142H235V141H232ZM246 142H248V140ZM260 142H261L260 140H259V142L255 141V143H258V144ZM262 142H263V140H262ZM27 144H30V143L28 142ZM150 144H152V145H150ZM259 145L262 146L261 144H259ZM40 146H41V144H40ZM69 146L71 147L72 145H69ZM132 146H134V147H132ZM249 146H248V148H249ZM15 147L17 148L16 144H15ZM19 147L21 149L20 145H18V149H19ZM44 147H46V144ZM256 147L258 148L259 146L257 145ZM161 148L163 149V147H161ZM250 148L253 149L254 147L250 146ZM1 149L2 148H0V150ZM20 149H19V151H20ZM164 149H165V147H164ZM3 150H4V148H3ZM65 150H67L68 152H65ZM94 150H96V151H94ZM159 150H160V148H159ZM253 150H256V149H253ZM234 152H235V150H234ZM7 153H8V151H7ZM7 153L5 152L4 156H5V154L7 155ZM106 153H107V151H106ZM109 153H112V154H109ZM9 154H10V152H9ZM97 154H99V158H98ZM86 155H88L89 158H87ZM6 157H8V156H6ZM14 157H16V156H14ZM122 157L125 159H123ZM164 157L165 156H163V158ZM167 157H169V159ZM179 157H178V159H176V161L180 160L181 161L180 163H182L181 159L184 158L183 160H185V157L181 156V157H183L181 159H179ZM252 157H254V156H252ZM156 158H158V157H156ZM214 158L212 160H215ZM122 160H124V161L122 162ZM255 161H257V160H255ZM152 162L154 165V161H152ZM214 162H216V160ZM67 163H69V162L67 161L66 165H67ZM155 165H156V163H155ZM70 166H72V165H70ZM70 166H69V168L68 167L65 168L67 173L69 171L68 169L71 168L72 171H73V169H75L73 166L72 167H70ZM158 166H159V163H158ZM179 169H181V168H179ZM261 169H263V168H261ZM239 171L241 173V170H239ZM107 173H108V170H107ZM245 173H244V175H246V174L249 175L250 172L249 173L247 172L246 174ZM257 173H259V172H257ZM108 174H110V173H108ZM252 174L253 173L251 172L250 175H252ZM103 176H104V174H103ZM99 179L102 180V176ZM220 181H222L223 183ZM133 182H134V184H133ZM135 183L138 185H135ZM224 183H226V184H224ZM117 184H119V185L116 186ZM95 185L96 184H94V187H95ZM143 185H145V186H143ZM100 188H102V187H100ZM208 188H210L212 191L209 192L210 189L208 190ZM96 189H98V188L96 187ZM136 190H139V191H136ZM136 192H137V194H136ZM167 192H165V193H167ZM169 192H168V194H169ZM240 193H241V191H240ZM214 199H212V200H214ZM23 200H24V198H23ZM208 200H210V199H208ZM29 202H30V200H29ZM31 203H33V202H31ZM241 204H243V203H241ZM158 207L154 206V205H153V207L151 206L149 208V210H152V211H149V212H155V213H152L154 215H157L160 212L162 213L163 210L158 212V210L161 209V207L160 208H158ZM198 207H201V205ZM166 212H167V209H166ZM202 214H203V212H201V215ZM172 215L175 216L174 213ZM182 215L183 214H181L180 216H182ZM176 218H178V216ZM205 218H206V216L203 217L204 220H205ZM171 219H170V221H171ZM187 219H189V218H187ZM182 220H186V218H183ZM162 221H164V220H162ZM167 221H168V219H167ZM175 221H177V220H175ZM186 221H184V222L186 223ZM155 222H156V220H155ZM188 222L189 221H187L186 225L188 224ZM204 222H206V220ZM71 223H73V222H71ZM160 223L162 224V222H160ZM173 223H174V221H173ZM190 223H192V222H189V224ZM75 224H74V227L72 225L71 226L73 228L79 227V226H75ZM69 225H70V223H69ZM190 228H192V226Z\"/></svg>",
    "mask_w": 264,
    "mask_h": 264
}]
</instances>
